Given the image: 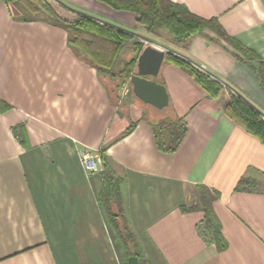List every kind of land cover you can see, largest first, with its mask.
Listing matches in <instances>:
<instances>
[{"label":"crops","instance_id":"crops-1","mask_svg":"<svg viewBox=\"0 0 264 264\" xmlns=\"http://www.w3.org/2000/svg\"><path fill=\"white\" fill-rule=\"evenodd\" d=\"M59 1L137 34L125 40L143 48H167L155 80L168 106L140 105L128 82L114 93L98 70L110 56L85 51L59 27L24 21L0 1V264L126 263L100 201L103 167L85 172L82 147L100 149L119 180L121 209L147 264H264V145L224 116L226 92L209 102L168 59L176 51L264 115V0H168L215 20L180 45L144 35L131 11ZM165 115L186 129L172 152L160 151L153 133ZM241 178L260 191L235 192ZM198 186L219 194L211 206L221 252L198 234Z\"/></svg>","mask_w":264,"mask_h":264},{"label":"trees","instance_id":"trees-1","mask_svg":"<svg viewBox=\"0 0 264 264\" xmlns=\"http://www.w3.org/2000/svg\"><path fill=\"white\" fill-rule=\"evenodd\" d=\"M12 7L14 15L24 21H42L51 26L59 27L72 37V42L79 45L85 51L92 50L98 54H106V61L100 63L98 70L101 74L109 73L116 67V61L122 51L123 45L127 42L134 46L136 54L143 48L140 40L135 39L137 34L100 21L84 12L73 10L59 0H0ZM109 5L115 10H128L135 14L138 28H142L147 34L159 37V33L165 32L172 40V44L180 45L186 43L189 38L199 33L202 28L211 26L215 20H205L191 14L185 7L173 4L168 0H99ZM14 4L17 5L13 6ZM55 4L58 9L56 11ZM76 15L77 19L67 18L64 14ZM140 35V34H139ZM116 39V40H115ZM108 53V54H107ZM177 53L171 50L168 54L169 61L176 64L181 70L193 77L195 83L204 91L209 102H215L222 91L228 94V100L223 105V114L228 120L233 121L245 133L256 138L264 145V115L241 94L232 90L224 82L204 70L191 66L178 58L173 57ZM179 54V53H177ZM136 58V57H135ZM135 59H131L122 71V81L128 82L131 69ZM106 73V74H107ZM107 76L110 78L107 74ZM123 82V83H124ZM185 126L181 120L165 115L153 125V133L157 148L163 152L174 151L181 142L185 134ZM102 179L103 189L100 193V201L106 213V217L114 229L117 237L122 243L126 263L130 264V257H137L138 264H147L139 252L135 235L126 223V219L121 209L119 195V180L113 177L110 168L106 165L102 155ZM235 192H257L260 185L249 178H241L234 188ZM198 205L191 210L200 209L203 212V221L198 226L197 231L205 244H213L218 251L226 247V242L222 236L219 223L212 210V202L218 198L219 194L210 191L204 186L197 187ZM185 211L184 208H182Z\"/></svg>","mask_w":264,"mask_h":264},{"label":"water","instance_id":"water-1","mask_svg":"<svg viewBox=\"0 0 264 264\" xmlns=\"http://www.w3.org/2000/svg\"><path fill=\"white\" fill-rule=\"evenodd\" d=\"M150 43L142 49L136 58V71L129 76L128 84L134 98L143 104L162 110L168 106V95L165 87L155 78L165 56L164 49L167 48L159 49ZM129 261L130 264H138V259L135 256L130 257Z\"/></svg>","mask_w":264,"mask_h":264},{"label":"rangeland","instance_id":"rangeland-1","mask_svg":"<svg viewBox=\"0 0 264 264\" xmlns=\"http://www.w3.org/2000/svg\"><path fill=\"white\" fill-rule=\"evenodd\" d=\"M54 6V8L56 9V11H59L61 12L62 10L61 9H58L57 6L55 4H52ZM13 6H16V4H14ZM65 15V14H64ZM66 16V15H65ZM67 18H70V19H77L78 17L76 15H73V14H68L66 16ZM117 27V26H116ZM118 28H121L120 26H118ZM125 29V28H124ZM143 32L145 33L144 35H147L149 36V38H153V39H159V41H167V40H162L163 38H168V35L165 33V32H161L159 33V37H156L155 35H151V34H147V32H145V30L143 29ZM171 41V40H170ZM130 47L131 49L133 50V54L130 50ZM132 56V59H135L136 57V52H135V48L134 46H131V43L130 42H127L125 45H123V48H122V51L120 53V56L118 57V60L120 58V60L123 62L124 60L126 61L125 64L122 66L121 64L118 65L117 67L113 68L112 71H110L108 73L109 76H111L110 78H112V89L114 91V93H118V91L120 90V87H121V84L124 82H121L122 81V71L124 69V66L130 61L128 60V58H130ZM120 61V62H121ZM135 63H136V59H135V62L133 63V67L131 69V74L134 73L136 71L135 69ZM122 66V67H121ZM130 74V75H131ZM108 78V77H107ZM125 83V82H124ZM123 83V84H124ZM136 100V99H135ZM138 102V101H137ZM140 103V105L144 106L145 104H142L141 102H138ZM146 106V105H145ZM198 205V204H197Z\"/></svg>","mask_w":264,"mask_h":264},{"label":"built area","instance_id":"built-area-1","mask_svg":"<svg viewBox=\"0 0 264 264\" xmlns=\"http://www.w3.org/2000/svg\"><path fill=\"white\" fill-rule=\"evenodd\" d=\"M78 157L80 166L83 167L85 172L96 173L102 169V152L101 150H93L88 147L79 149Z\"/></svg>","mask_w":264,"mask_h":264}]
</instances>
